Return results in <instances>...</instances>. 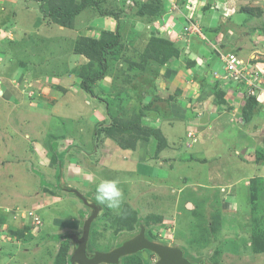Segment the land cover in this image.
<instances>
[{
	"label": "rangeland",
	"instance_id": "374dc122",
	"mask_svg": "<svg viewBox=\"0 0 264 264\" xmlns=\"http://www.w3.org/2000/svg\"><path fill=\"white\" fill-rule=\"evenodd\" d=\"M82 1L72 0V2L65 4L64 0H49L47 16L52 20L51 23L59 25L50 16V7L62 5L61 7L64 9H73L75 4ZM99 1L101 3L106 2L104 5L107 6H102L106 11L120 13V19L136 18L140 21V27H147L146 29H149L150 24L157 25L159 19L162 20L163 16L167 14L187 18L191 22L189 25L192 23L195 25L194 23L199 22L194 5H198L200 0H134V6H131L125 0L120 9L117 8V0ZM189 2L190 5H188ZM88 7L90 8L88 12L85 11V14L83 12L81 16H76L73 19L72 26L60 25L63 28L65 27L66 32L68 30V34L64 37L69 38V40L62 41V45L60 42L56 44L54 56L48 59L44 58L43 62L41 59L39 60L38 64L43 65V68L39 69L40 71L33 68L30 69L32 71H28L23 66L17 67V61L6 58L7 62L15 65L14 70L18 72L21 70V73L26 75L24 81L19 80L20 88L18 90L15 88L18 95L21 96L23 89H26L29 84L31 87L42 85L39 91H44L42 98L48 102L35 107L23 104L21 109H15L11 106L2 108L3 112L0 110V116L2 117L0 118V163L6 158L14 159L17 155L12 151L22 152V147H28L29 140L23 138L27 133L29 139L37 146L39 151H44V149L42 144L35 139L42 138V135L60 134L64 136L67 134L68 139L65 143L67 146L69 145V149L83 155L60 157L63 162L62 171H64L63 180L65 183L61 182L62 174L59 166L57 186L60 184L63 187H68L67 180H79L78 184H81V186H72V188L79 190L87 198L95 200V186L99 182V178L96 179L97 183L94 180L92 181L93 185L88 188V194L87 191L85 192L83 185L87 187L85 182L90 181L92 177L90 178L89 175L84 176L85 169L79 170L80 168L78 169L75 164L80 162L83 168L94 169L92 172L88 171L91 174L97 173L99 170L100 173L95 176L106 179L109 174L102 170V166L107 165L108 168L106 169H110L112 166L114 170V167L118 166V162L112 161L109 164L107 161L100 165L103 161L102 150L97 151L100 144H103L106 139L113 138L122 145L126 146L128 143V148L132 147L134 151L137 150V161L141 160L139 157L142 155V150L143 155L147 154L142 162L148 164L146 165L148 167H153L155 172L153 176L148 173H138L134 165L129 173L127 163L123 169L128 172L117 174L110 172L113 178H119L121 181L120 187L124 192V199L121 206L116 209L103 205L99 219L96 221L94 228L92 226L90 253L92 251H112L136 236L141 227L144 226L148 239L171 247L182 248L186 257L193 262L205 261L206 264H264V206L263 202L258 200L262 197V200H264V189L262 190L263 185H261V178L259 177L264 176V161L249 165L248 171L247 166L243 168L242 172L238 171V166H235V170H233L235 167H232V157L233 159L236 158V153H242L244 149H247V146H255L256 151L248 153L252 155L263 149L264 134L263 137L261 135L253 137L251 132L256 127L255 132L257 134L262 133L264 121L254 119L253 128H249L248 124L238 122L234 126H230L232 128L228 131L221 132L219 139H215L214 142L207 140L210 134L208 131L202 137L198 135L197 140L199 143L197 145L203 146L200 144L203 142L205 146L201 152L195 150L197 146L192 150H187L184 147L188 139H186V127L191 126V128H194L195 125H192L188 120H183L181 117L185 115L181 114L183 111H180L182 109V102L180 103L182 94L181 90L176 89L174 86L176 85L174 72L178 71L179 67L191 65V60L187 58L186 54H188L187 51L192 50L191 39L193 36H198L200 40H206V37H203L205 28L202 30L204 25L198 26L201 33L195 31L192 33V37L190 36L192 34L184 33L183 27H186L187 24L182 25L176 19H172L171 23L166 25L169 27L166 30L172 29V32L168 33L172 42L176 39V33L190 36V40L187 37V41H182V44L178 46L180 50L178 59L171 57L172 52L167 47L161 48V45L152 43L150 41L152 37L147 38L148 35L145 36L146 33L143 29L134 31L128 23H125L123 27L120 25L119 30L121 31L123 45L117 51L118 53L107 55L110 64L109 75L94 85L93 96L85 93L87 96L84 97L80 91H76L77 94L73 93V88L79 86V77L82 73L84 74L88 69L98 70V58L90 63L87 60L76 63L75 60L68 59V56L76 54L75 49L78 52L79 49L88 48L93 40H101V36L97 37V33L102 31L99 28L102 26L100 23L93 26L94 23H92L97 15L95 11L98 8L94 5ZM208 8L207 4L201 7V17L209 14L207 12ZM98 14L101 17H111L103 16L100 12ZM239 17H246V15L240 14ZM210 18L206 16L205 20H210ZM246 19L248 18L246 17ZM248 21L246 26L251 27L255 25L257 20L251 19ZM105 28L104 26L103 29ZM217 30L222 29L217 28ZM148 31L152 33L151 35L156 34L153 30L152 32L150 29ZM54 33L56 32L54 31ZM157 35H160V33H157ZM208 36L210 37V35ZM107 37L109 36H105V38ZM37 39L38 37L33 39L34 44L38 42ZM33 40L30 41L33 42ZM193 40V44H197L195 42L196 38ZM216 41L221 40L217 39ZM223 41L227 45L226 52L236 50L232 39L228 40L223 36ZM214 42L212 41V43ZM186 43L189 50L183 47ZM205 44L212 48L207 41ZM78 56L83 59L82 56ZM214 56V63L220 67L219 70L222 71L220 75L224 77L226 74L224 63L217 53ZM240 56L247 58L245 53H241ZM25 62L27 63V61ZM248 63L251 64V61ZM13 73H9L11 74L10 78L15 77ZM71 74H74V76ZM35 78H37L36 81H34ZM226 81L232 83L229 79H226ZM5 83L8 87L13 85L10 80ZM68 90H72L71 95H69ZM51 95H57V97H51ZM87 99L92 102V106L87 103ZM101 105H104L105 108ZM53 110H55V115L49 114ZM25 115H27V119H22ZM28 116L30 119H28ZM102 116H105V120H103L105 122H100ZM8 118L12 120L11 127ZM27 121H30L28 123L30 125L27 124ZM134 121H140L143 127L153 129L161 139V146L158 147L157 140L154 137L147 138L135 132L111 133L103 131L97 144L94 141L95 131L101 125L104 126L103 123L119 122L128 124ZM61 123L66 125L63 126ZM18 129L19 131H16ZM20 131L23 134L22 137L18 135ZM69 133H72L73 136ZM141 140H146V144H141ZM138 146L142 147L141 150ZM144 147H146L145 150ZM169 147L180 149L186 153V156L183 154L182 159L184 161L178 163L173 161L169 166L166 162H163L166 167L158 166L157 159L160 157L161 150ZM28 151H30L31 159L28 155H25L24 157L29 158H20L21 162H17V160L8 162L5 169L9 170V174L3 167L0 171V216L5 213V217L7 216L8 219L14 222V224H10V230L8 229V231L11 234L17 232L14 235L21 241L20 243L16 242L15 245L18 250H21L19 253H17V250L14 251L15 246L4 245L3 251L6 255H2L0 264L2 260H7L9 252L17 253L13 259L14 262L10 264H54L56 261L62 264L66 256L72 254L70 247H73V245L65 238V241L58 240L59 235L52 237L49 228L63 225L64 228L70 229L71 221L60 218H62V215L76 214L77 211L74 205H70V202L67 201L58 203L57 208L55 207L53 210H43L41 212L37 210V205L44 198L39 196L38 193L43 195L44 189L53 188L49 185V181L53 182L54 177L51 174V179L46 178L49 176L46 175L45 177L43 175L44 168L40 166L39 157L33 155L31 150L27 149L26 152ZM172 152L173 150H169V153ZM174 152L176 151L174 150ZM191 153L200 158H205L207 161L205 163L191 159L187 161L189 159L187 154L190 155ZM84 154L93 157L84 158ZM250 158L252 156H249ZM69 160L74 164L73 166L69 164ZM120 166L122 165L120 164ZM141 167V170H143L144 166ZM220 171L222 176L218 178L216 175L213 178V175ZM34 173L40 177V180L33 178ZM244 176L252 177L247 181L246 187L244 181H239ZM58 193L69 196L72 200L77 199L73 200L74 204L79 206L83 204L75 194L62 190ZM225 196L230 197L226 199ZM55 198L58 199V197ZM50 200L52 202L54 199ZM84 209L87 212L90 211L91 214L92 211L88 210L85 205ZM30 210H34L41 215L39 217L42 224L38 230L29 229V225L32 223L31 220L27 224L25 222L27 219L25 214L28 215ZM16 212H18L17 216L14 217ZM54 219L57 220L55 225H53ZM54 229L56 228H53L52 231ZM78 231L80 232L77 234L81 235L83 227ZM9 237L7 236V238ZM148 255L147 261L142 260L140 255L126 256L121 264H154L159 259L152 252Z\"/></svg>",
	"mask_w": 264,
	"mask_h": 264
},
{
	"label": "crops",
	"instance_id": "0c3cea01",
	"mask_svg": "<svg viewBox=\"0 0 264 264\" xmlns=\"http://www.w3.org/2000/svg\"><path fill=\"white\" fill-rule=\"evenodd\" d=\"M79 0H76V2ZM48 2L49 0H0V110L2 111V108L5 107H14L16 108H23V104H28L31 107H35L36 105H41L43 103L48 102L47 100H44L42 98L43 92L39 91V88L42 87V85L37 86V87H31L29 84L28 87L23 89V93L21 96L18 95L17 90L20 88L21 84L20 81L26 79L25 73L14 70L15 65L11 64L10 62L6 61V58H12L15 61H17V67L23 66L25 70L32 71L30 70L33 68L34 70H39L43 68V65L38 64L39 60L41 59L42 62L44 61V58H49L54 56L55 52V47L57 46L56 44L60 42L62 43L65 41H68L69 38H65L64 36L68 34V30L66 32L65 27L63 28L60 25H56L51 23V19L49 16H47V8H48ZM125 0H117V8L120 9L122 8V5L124 4ZM127 3H130L131 6L135 5L134 0H126ZM106 2H102L100 4L101 8L104 9L102 6H107L104 5ZM190 3V2H189ZM207 4L209 7L207 12L209 13L206 16H209L210 20H205V15L201 17V7ZM244 6H250L253 8H260L262 11H264V0H200L198 5H194V10L197 11V19L199 22L194 23L195 25L198 26H203L202 30L204 29L205 32H203L204 36L206 37V40H200L198 36H193L191 39V51H187L188 54H186L187 58L191 60L190 66H183V67H177L178 71H175L174 76L176 79V89L181 90L182 94V99H180V103L184 106L181 105L182 109L180 111H183L181 114H185L184 116H181L183 120H188L191 122L192 125H195L194 128H191V126L186 127V139L187 142L184 144V147L187 150H192L195 149L196 146L197 148L195 149L198 152H201L205 146L203 142H201V145H197L199 141L197 140L198 135L201 137L207 133V131L210 133L208 135V139L211 142L215 141V139H219L218 137L221 136V132L223 131H228L230 126H234L238 122L248 124L249 128H253L252 123L254 119L257 120H262L264 121V13L261 16H249L245 13L241 12V7ZM90 8H86L83 12L84 14L88 12ZM86 11V12H85ZM81 12L78 16H81ZM96 12V17L94 18V23L93 26L100 25L102 27H99L102 29V31H110V32H115L118 22L112 18V17H101L98 14V11ZM186 13V10L184 11ZM192 12V11H191ZM169 13V12H167ZM190 14V13H188ZM205 14V12H204ZM241 15H246V17H239ZM164 19V20H163ZM163 19L157 22V25L150 24V31L152 30L156 33L155 35H151L148 30L146 29L147 27H140V21H138L136 18H121L119 20V26L123 27L125 23H128V25L131 26V28L134 29V31H141L142 29L146 33L145 36L147 38H150L152 36H157L165 39H170V36L168 35V30L166 28H169L166 26L167 24L171 23L172 19H176L181 23L182 25H189V22L187 18H182L181 16L174 15V14H167L163 16ZM251 19H256L257 21L255 22V25L248 27L246 26L247 23L249 22L248 20ZM123 23V24H122ZM193 24V23H192ZM104 26L106 27L105 29ZM159 26V27H158ZM50 27V28H49ZM184 28V27H183ZM222 29V30H217ZM67 29V28H66ZM152 29V30H151ZM157 30V31H156ZM54 31L56 33H54ZM101 31V32H102ZM120 31V30H119ZM101 32H98L97 37L101 34ZM121 32V31H120ZM212 32V33H210ZM223 34H221V33ZM157 33H160V35H157ZM210 35V37L208 36ZM187 34H182L176 33V39L175 43L180 46L182 44V41H187ZM223 36H225V39H232L235 43V51H229L226 52L225 49L227 48V45L225 44V41L222 42ZM38 37V42L34 44V38ZM236 37V39H235ZM196 38V43L193 44L194 40ZM234 38V39H233ZM33 40L31 42L30 40ZM217 39H220L221 41H216ZM63 41V42H62ZM208 42L212 48H209L205 42ZM212 41H215L212 43ZM138 42V40H137ZM195 45V46H194ZM194 46V47H193ZM184 48H187L189 50V46L186 43ZM196 50H195V49ZM57 51V50H56ZM186 53V51L184 50ZM220 56L221 61L224 63L222 60L223 56L228 55L229 53H235L237 54L240 58H242L245 62H250L252 64V72L255 76L257 74V82H258V87H259V92L261 94V97H258L259 100V105L253 110L252 116L249 120H246L243 116V107L245 104L244 99L247 96V93L249 91V87L246 83L242 85V83H227L226 79L222 77L220 74L222 71L219 70V66L215 65L214 63V55L216 53ZM239 53V54H238ZM245 53L247 54V58L241 57L240 54ZM214 56V57H213ZM74 57V58H73ZM81 57V56H80ZM83 57V56H82ZM71 58V59H70ZM68 59L70 60H75L76 63L80 62L82 63L84 60H86L84 57L83 59H80L77 54H72L71 56H68ZM27 61V63L25 62ZM194 61V62H193ZM70 69L72 67L69 66ZM12 69V70H11ZM11 70V71H10ZM40 71V70H39ZM8 72V73H7ZM11 72H14L13 75L15 77H11ZM216 74L219 76L217 77ZM74 76V74H71ZM221 77V78H220ZM8 80L11 81L13 85H10L9 87L6 85L5 82ZM20 80V81H19ZM37 78L34 79L36 81ZM175 84V82H174ZM240 84V85H239ZM17 88V90L15 89ZM31 88V89H30ZM74 91L68 90L69 95H71V91L75 94H77L76 91L82 92L84 97H86L87 93L83 90L80 89V87L77 85L76 87L74 86ZM77 89V90H76ZM219 89L225 94V99L227 101L226 105H220L218 103V100L215 96L216 90ZM80 94V93H79ZM58 95V94H57ZM57 95H51L57 97ZM59 96V95H58ZM36 103V104H35ZM87 103L92 106V102L87 99ZM3 106V107H2ZM105 108L104 105H101ZM99 107V106H97ZM104 111V110H103ZM3 112V111H2ZM205 113H208L209 115V122L206 124V126L202 124H196L197 121L202 119L205 115ZM49 114H54L55 115V110H53L52 113L49 112ZM0 118H2L0 116ZM11 118V117H10ZM8 118V123L10 127L12 126V120ZM22 119H27V115L23 116ZM28 119L30 117L28 116ZM33 119V118H32ZM31 119V120H32ZM30 120V121H31ZM105 116H102L100 119V122H105ZM27 121V124L30 122ZM230 123V124H229ZM63 126H65V123H61ZM30 125V124H28ZM196 128V129H195ZM16 129V128H15ZM256 127L254 128V131L251 132L253 137L260 136L263 137L264 130H262V133L257 134L255 132ZM16 131H19L16 130ZM251 131V130H249ZM190 132H192V136H189ZM71 136L72 133H69ZM21 137L23 136L22 132L18 134ZM57 135V136H56ZM50 134L49 136L47 135H42V138H37L35 139L37 142H40L42 144V148L44 151H39L37 146L34 145V143L29 139L28 133L24 135V140H29V145L28 147H22L23 151L18 152V151H12L14 152L17 156L10 160V159H4L0 163V171H2V167L5 169V165L12 161L21 162V159L29 158L31 159V156L29 155V152H26L27 149L31 150L33 152V155H36L39 157V162L41 163V168H44V176L48 175L49 177H46L48 179H51V174L54 177V181L51 182L49 181V185L53 188L50 189H44L42 192L43 195L39 194V196L44 197L41 199L40 204L37 205V210L39 212L43 210H53L55 207L57 208L58 203H64V202H70V205H74V208L76 209V214L74 213L73 215L64 216L62 215L60 219H67L71 221V228L66 229L64 226H59V227H51L49 228V232H51L52 237L54 235H59V236H65L67 233L70 234H77L80 231H78L81 227L84 226V223L86 219L90 216V211L87 212L84 209V204H81L80 206L77 204H74L73 199L69 196H63L56 192V187H57V173H58V167H61V174H62V180H63V175L64 171H62V165L63 162L61 161L60 157H70L72 155H83L80 154L79 152L75 153L72 149H69V145L65 143L67 141V134L64 136H61L60 134ZM11 138V134H10ZM71 138V137H69ZM192 138V139H191ZM12 140V138H11ZM148 140V139H146ZM146 140H141V144H146ZM144 141V142H143ZM194 141V142H193ZM192 142V143H191ZM171 143V142H170ZM169 143V144H170ZM66 144V145H65ZM176 144V143H175ZM174 144V145H175ZM117 140L113 139H106L103 144H100L99 151L100 149L102 150L103 154V161L100 163L102 165L103 163L107 162L110 164L112 161L118 162V166L114 167V170L111 166L110 169L108 168L107 165L102 166V170L106 172V174H109L106 179H113L112 175H110V172H113L114 174L121 173V172H128L127 170H124L123 168L125 167L126 163L128 165V170L129 173L131 171V168L135 165L136 172H142V173H148L149 175L153 176V173L155 172V169L152 167H148L142 162V160L147 156L143 155V150H142V155L139 157L141 160H136V151L130 148H124L121 146ZM206 145V144H205ZM242 146L241 144H239ZM146 146V145H144ZM180 146V145H179ZM140 148L141 150V146ZM146 147H144L145 150ZM251 148V150H249ZM264 148V147H262ZM69 149V151H68ZM236 150V148L234 147ZM169 150H173L172 153H169ZM174 150L176 152H174ZM256 151V148L254 145L252 146H247V149H244L242 153H236L235 157L233 159L232 157V162L233 166H238V171L243 170L244 167L247 166V171H248V166L249 165H254L255 163L257 164L255 159V155L248 154L250 152ZM183 154L185 155L186 153L182 152L180 149H176L173 147L169 148H163L160 152V157L157 159L158 166H164L166 165L163 162H166L169 165H171V162L178 163L180 161H184ZM25 155H28L29 157H24ZM84 158H92L93 156H85ZM21 156V157H20ZM131 156V157H130ZM142 156H144L142 158ZM186 156V155H185ZM187 156L189 159L187 161L195 160L198 162H203L205 163L207 159L205 158H200L196 154H190ZM249 156H252V158L249 159ZM130 157V158H129ZM238 157V158H237ZM116 158V160H115ZM138 158V159H139ZM55 160L57 162L55 163ZM255 160V162H253ZM140 161V162H139ZM100 162V161H98ZM55 163V164H54ZM107 163V164H108ZM69 164L73 166L71 160H69ZM120 164L123 166H120ZM143 165L144 168L141 170V166ZM75 166L78 167L79 170H84V176L89 175L90 176V181L85 182L87 184V187L83 185V188L85 192H88V188L90 185H93V180L95 183L96 179L99 178L98 180L100 181L102 178L100 176H95L97 173L99 174V170L97 173H89L92 172L94 169H89V168H83V165L78 162L75 164ZM134 169V170H135ZM236 167L233 169L235 170ZM7 173L9 174V170L5 169ZM49 171V172H48ZM89 171V172H88ZM88 173V174H87ZM221 177V171L219 173H215L213 175V178L215 176ZM33 178H38L40 180L39 176H36L34 173ZM146 176V175H145ZM254 177V176H253ZM260 178H264V176H259ZM252 177H243L239 181H244L245 182V187L247 186V181L251 179ZM105 179V178H103ZM61 182L65 183L64 180ZM264 180V179H263ZM79 180H72L69 179L67 180V186L74 187V186H81V184H78ZM42 185V184H41ZM86 188V189H85ZM55 189V190H51ZM87 194V195H88ZM91 196V195H90ZM55 197H58L56 199ZM92 197V196H91ZM230 196H225L226 199H229ZM54 199L52 202L50 199ZM70 200V201H69ZM81 202V201H79ZM39 203V202H38ZM82 203V202H81ZM231 204V203H227ZM89 210V209H88ZM21 211V210H17ZM34 213L39 215L38 212L34 210ZM17 213H15V216H17ZM26 213V212H25ZM5 213H2V216H0V259L2 258V255H6L4 253V245H11L14 247L17 243H20V239L14 234H11L9 226L10 224H14V222L11 219H8L7 216L5 217ZM27 214V213H26ZM84 218V219H83ZM59 219V218H57ZM26 224L27 222H30V219H26ZM57 223V220H53V225ZM31 224V223H30ZM14 228V226H12ZM69 227V226H67ZM53 228H56L53 230ZM69 230V231H68ZM11 237H9V235ZM7 236L9 238H7ZM8 242H7V241ZM3 246V247H2ZM17 250V253L21 252V250H18V248H14V251ZM72 253H73V247H71ZM16 253V254H17ZM16 254L9 252L7 256V260H2L1 264H10L15 258ZM22 255V253H21ZM9 257V258H8ZM20 263V262H19ZM23 264V263H22ZM27 264V263H26ZM30 264V263H28Z\"/></svg>",
	"mask_w": 264,
	"mask_h": 264
},
{
	"label": "trees",
	"instance_id": "16d2710c",
	"mask_svg": "<svg viewBox=\"0 0 264 264\" xmlns=\"http://www.w3.org/2000/svg\"><path fill=\"white\" fill-rule=\"evenodd\" d=\"M70 2H72V0H64L65 4L70 3ZM100 4H101V2L99 0H83L82 2L75 4L73 9H64L61 7L62 5L61 6L55 5V6L50 7V16L59 25L70 27V26H72L73 19L76 16H78L81 12H83L86 8H88V6L94 5L98 8L97 11L100 12L101 15L111 16L117 22H119L120 13L115 12V11H106L105 9L101 8ZM240 10L242 13H245L249 16H258L259 17V16L263 15V13H264V11H262L260 8H253L250 6L241 7ZM100 36H101V40L91 41L92 44L88 48L79 49L78 52H77V49H75V53L80 55V56H83L87 60V62H89V63L91 61H93L95 58H98V64H99L97 66L98 70L88 69L86 72H84V74L82 73L81 76L79 77L80 78V84H79L80 89L83 90L85 93L91 95V96L94 95V85L97 84L98 82L102 81L107 75H109L110 64H109V61L107 59V55L113 54V53H118L117 51H119V49H121V47L123 45V43L121 42L122 41V35L119 31V23L117 25L115 32H110V31L104 30L101 32ZM105 36H109V37L105 38ZM150 41L154 44L161 45L160 46L161 48L167 47L172 52L171 57H173L174 59L179 58V56H180L179 47L175 42H172L170 39L152 36V39H150ZM240 83H242V85H243L245 82L241 81ZM215 96L218 100V103L221 106L222 105L224 106L227 104V101L225 99V94L222 91H220L219 89L216 90ZM244 101H245V104H244V107L242 110L243 116L246 120H249L252 116L253 110L259 105V100L255 96H246ZM107 123L108 122L103 123L104 126L101 125L98 129H96L95 135H94V141L96 142V144H97L99 136L101 135V133L103 131L104 132L107 131V132H111V133H113V132H118V133H124V132L131 133V132H133L134 133L135 132L141 136L144 135L147 138L154 137L157 140L158 147H160L162 144L161 139L159 138L158 134L155 133V131L153 129L143 127L141 125L140 121L129 122L128 124H121L119 122H114L111 124L110 123L107 124ZM121 146L124 148H128L127 147L128 143L126 144V146L125 145H121ZM129 148L133 149L132 147H129ZM256 154H257V155H255L256 162L259 163L261 161H264V148L260 149V151H257ZM56 162H57V160H55V163ZM260 181H261V185H263V187H262V190H263L264 189V180L261 178ZM64 188H66V187H63L62 185L59 184L56 187V191H57V189H59L58 191H60V190H63ZM249 192H250V190H249ZM262 199H263V197H262ZM262 199L258 198V200L260 202H263V206H264V200H262ZM93 202L97 203L96 200H93ZM97 204H99V203H97ZM102 207H103V205H102ZM96 221L92 225L93 228L95 226ZM93 228L91 229V234H92ZM29 229H32L31 225H29ZM14 234H17V232H15ZM18 234H19V232H18ZM70 235L71 234H66L65 236H59L58 240L65 241V239H66V241L68 240L69 242L72 243V241L70 239ZM90 238H91V235H90ZM89 248H90V244H89ZM92 252H94V251H92ZM134 255H140L142 260L146 261L141 254H134ZM134 255H130V256H134ZM71 256H72V254L68 255V257L66 256V258H65V260H63L62 264H72ZM123 259L124 258H122L121 263H122V261H124ZM54 264H61V263L59 261H56Z\"/></svg>",
	"mask_w": 264,
	"mask_h": 264
},
{
	"label": "water",
	"instance_id": "95a60500",
	"mask_svg": "<svg viewBox=\"0 0 264 264\" xmlns=\"http://www.w3.org/2000/svg\"><path fill=\"white\" fill-rule=\"evenodd\" d=\"M208 122L209 115L205 113L204 117L197 121L196 124L206 125ZM62 191L75 194L92 211L84 223L82 234L70 235L73 244L72 264H120L122 258L134 254H141L147 261L149 252L156 254L159 258L154 264H206L205 261H191L180 247H171L170 245L160 244L148 239L144 226L141 227L140 232L135 237L125 241L112 251H94L90 253L89 244L92 225L100 217L103 207L70 186Z\"/></svg>",
	"mask_w": 264,
	"mask_h": 264
},
{
	"label": "built area",
	"instance_id": "2783aa9c",
	"mask_svg": "<svg viewBox=\"0 0 264 264\" xmlns=\"http://www.w3.org/2000/svg\"><path fill=\"white\" fill-rule=\"evenodd\" d=\"M188 5H190V3H188ZM183 30L184 33L187 32L188 35L192 34L195 31L199 34L201 33L200 29L193 24L187 25L183 28ZM170 32H172V29L168 33ZM222 60L224 61V69L226 72L224 79H229L235 83L244 81L249 87L248 96L260 94L257 77H255L258 75L255 74L254 76L252 72V65L250 63L245 62L235 53H229L228 55L223 56ZM216 76L219 77L217 74ZM189 136H192V133H190ZM25 217L32 221V229L38 230L39 226L42 224L40 217H38L37 214L33 211H29L28 215L25 214Z\"/></svg>",
	"mask_w": 264,
	"mask_h": 264
},
{
	"label": "clouds",
	"instance_id": "9594fccd",
	"mask_svg": "<svg viewBox=\"0 0 264 264\" xmlns=\"http://www.w3.org/2000/svg\"><path fill=\"white\" fill-rule=\"evenodd\" d=\"M254 96L261 97L260 94ZM120 183L119 178L101 179L95 186L96 202L111 209L119 208L124 199V192L120 187Z\"/></svg>",
	"mask_w": 264,
	"mask_h": 264
},
{
	"label": "flooded vegetation",
	"instance_id": "af4514ba",
	"mask_svg": "<svg viewBox=\"0 0 264 264\" xmlns=\"http://www.w3.org/2000/svg\"><path fill=\"white\" fill-rule=\"evenodd\" d=\"M141 230V229H140ZM150 253V252H149ZM148 257H149V255H148Z\"/></svg>",
	"mask_w": 264,
	"mask_h": 264
}]
</instances>
